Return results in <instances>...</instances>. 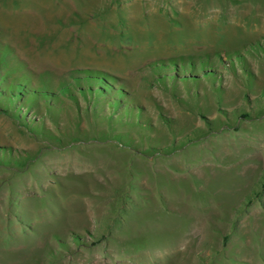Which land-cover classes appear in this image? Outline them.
<instances>
[{
  "label": "rangeland",
  "instance_id": "rangeland-1",
  "mask_svg": "<svg viewBox=\"0 0 264 264\" xmlns=\"http://www.w3.org/2000/svg\"><path fill=\"white\" fill-rule=\"evenodd\" d=\"M0 80L60 102L0 113V264H264V0H0Z\"/></svg>",
  "mask_w": 264,
  "mask_h": 264
},
{
  "label": "trees",
  "instance_id": "trees-1",
  "mask_svg": "<svg viewBox=\"0 0 264 264\" xmlns=\"http://www.w3.org/2000/svg\"><path fill=\"white\" fill-rule=\"evenodd\" d=\"M200 68L203 71V67ZM75 73L78 76L72 75L71 82L77 93L76 95H79L85 103L87 115L96 118L102 116L105 110L106 115H103V117L108 122H112V119L115 118V124L141 126L138 120L142 118V108L133 105L132 99L119 79L101 71L80 70ZM174 77L175 75H172L168 78ZM60 92L72 100L73 103H77L78 96L74 95L68 88L64 91L60 89ZM53 99H57V97L52 92L30 91L24 84L16 83L7 91L0 89V113L12 118L17 125L29 133H35L38 130L35 125H32L35 121H30L24 110L32 111L39 107L49 118L53 119L55 114L54 105H60V102L53 101ZM2 102L3 105H1ZM12 110L14 114L10 115ZM133 117H135V122L130 121Z\"/></svg>",
  "mask_w": 264,
  "mask_h": 264
},
{
  "label": "crops",
  "instance_id": "crops-1",
  "mask_svg": "<svg viewBox=\"0 0 264 264\" xmlns=\"http://www.w3.org/2000/svg\"><path fill=\"white\" fill-rule=\"evenodd\" d=\"M81 5V4H80Z\"/></svg>",
  "mask_w": 264,
  "mask_h": 264
}]
</instances>
